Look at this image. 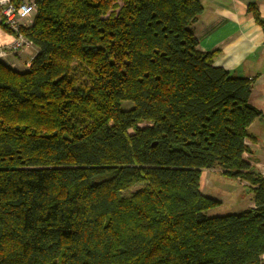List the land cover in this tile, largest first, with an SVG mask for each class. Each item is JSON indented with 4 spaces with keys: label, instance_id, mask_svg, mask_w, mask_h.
Returning a JSON list of instances; mask_svg holds the SVG:
<instances>
[{
    "label": "trees",
    "instance_id": "trees-1",
    "mask_svg": "<svg viewBox=\"0 0 264 264\" xmlns=\"http://www.w3.org/2000/svg\"><path fill=\"white\" fill-rule=\"evenodd\" d=\"M32 1L37 54L25 72L0 59V264H261L255 78L198 50L201 2ZM216 168L254 208L207 216Z\"/></svg>",
    "mask_w": 264,
    "mask_h": 264
},
{
    "label": "crops",
    "instance_id": "crops-1",
    "mask_svg": "<svg viewBox=\"0 0 264 264\" xmlns=\"http://www.w3.org/2000/svg\"><path fill=\"white\" fill-rule=\"evenodd\" d=\"M199 1L203 12L192 27L199 42L198 50L216 52L214 65L235 77L255 78L249 104L262 116L248 129L254 140L248 142L251 152L245 159L264 175V0ZM253 3L257 5L261 24L249 11ZM13 42V35L4 28L0 17V50L7 49ZM36 54L33 46L25 47L16 53L8 52L1 61L16 71L25 72ZM251 201L248 208H254L253 199Z\"/></svg>",
    "mask_w": 264,
    "mask_h": 264
},
{
    "label": "rangeland",
    "instance_id": "rangeland-1",
    "mask_svg": "<svg viewBox=\"0 0 264 264\" xmlns=\"http://www.w3.org/2000/svg\"><path fill=\"white\" fill-rule=\"evenodd\" d=\"M130 108V104L124 105V109ZM220 172L219 168L208 170L205 171L202 178L203 195L222 203L219 207L209 211L208 217H223L241 213L252 202L253 194L250 192L248 184L244 186L240 181L227 178ZM261 264H264V258H262Z\"/></svg>",
    "mask_w": 264,
    "mask_h": 264
},
{
    "label": "built area",
    "instance_id": "built-area-1",
    "mask_svg": "<svg viewBox=\"0 0 264 264\" xmlns=\"http://www.w3.org/2000/svg\"><path fill=\"white\" fill-rule=\"evenodd\" d=\"M35 13L36 7L32 0L21 3L14 0H0V17L6 29L14 37L12 45L0 50V59H3L8 52L16 53L24 47H32L20 30L30 26Z\"/></svg>",
    "mask_w": 264,
    "mask_h": 264
}]
</instances>
